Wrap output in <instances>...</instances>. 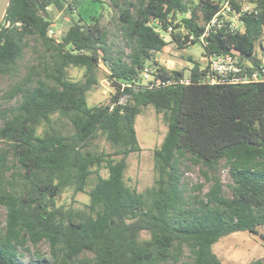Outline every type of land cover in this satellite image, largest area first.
<instances>
[{
    "label": "trees",
    "instance_id": "16d2710c",
    "mask_svg": "<svg viewBox=\"0 0 264 264\" xmlns=\"http://www.w3.org/2000/svg\"><path fill=\"white\" fill-rule=\"evenodd\" d=\"M107 2L115 9L112 19L128 52L114 50L102 14L89 21L78 16L60 42L49 37L53 19L46 7L73 13L76 6L68 0H10L7 7L0 25V72L17 66L29 36L44 47L47 59L44 78L34 81L29 74L4 92L7 99L21 100L0 110V143L7 145L0 146V205L7 208L0 264H26L21 249L41 241L49 242L51 256H38L32 264H176L185 247L193 259L183 264H225L213 245L232 232L257 234L264 225V81L212 84L194 61L191 82L185 84L178 81L184 70L159 63L171 42L179 50L200 43L204 26L199 22L216 13L214 0ZM243 20L241 30H210L207 43H201L204 55L232 53L260 65L256 44L264 38V0ZM146 66L158 70L163 81H176L150 86L142 80ZM71 67L84 68L85 79L73 80ZM101 67L113 91L109 101L89 105L87 96L99 82ZM148 105L162 115L168 130L154 149L156 184L141 193L124 177L129 155L142 150L136 119ZM54 115L67 118L73 132L49 127ZM99 132L116 150H86ZM185 158L206 167L212 183L203 196L183 183ZM222 163L232 180V196L215 174ZM101 169L108 176L100 174L88 191L90 175ZM67 187L86 192L90 202L84 208L58 203ZM143 232L148 236L143 238ZM88 252L93 255L82 256ZM251 264H264V259Z\"/></svg>",
    "mask_w": 264,
    "mask_h": 264
},
{
    "label": "rangeland",
    "instance_id": "374dc122",
    "mask_svg": "<svg viewBox=\"0 0 264 264\" xmlns=\"http://www.w3.org/2000/svg\"><path fill=\"white\" fill-rule=\"evenodd\" d=\"M68 1L76 6L77 11L72 13L70 10H59L52 6L51 16L57 31L63 34L80 15L85 21H89L93 15L102 14L101 23L110 31V43L114 50L125 49L127 52L130 51V48L126 46V41L122 39L120 32L116 28L115 20L112 19L115 14V9L107 0ZM199 11L200 9H197V12ZM164 36L167 40L171 38L168 33H164ZM204 52V47L201 43L179 50L176 44L171 42L159 55L158 61L167 69L184 70L188 76L194 61H198L203 68L207 65L208 57L204 55ZM256 55L262 57L259 42L256 44ZM46 57L44 47L41 46L35 37L29 36L25 42V55L18 61L17 66L7 74L0 72V110L17 106L20 102V96L14 99H7L5 97L4 92L12 88L15 83L22 82L29 74H32L34 81L39 77L44 78L43 73ZM261 62L264 63L263 61ZM104 69V67H101V69L97 70L99 82L87 96L89 105L109 101L113 88L107 79L106 70ZM69 76L73 80L82 81L85 79V69L71 67L69 68ZM122 101H125V99L123 98ZM2 124L3 122L0 121V126ZM49 127L61 128L66 133L73 132V125L70 121L59 115L53 116L52 126ZM44 128L45 127L42 126L39 131L42 132ZM136 129L142 150L133 152L129 155L124 178L129 186L137 189L141 193H146L149 188L156 184L158 173L156 170L154 149L163 142L168 126L166 122H164L162 115L158 114L152 105H148L142 107L141 113L136 119ZM0 146L7 147L4 142H1ZM87 149L101 153L112 152L116 150V147L99 132L96 138H94L93 143L87 147L86 150ZM116 157L120 158V155ZM10 159H12V157H10ZM181 168L184 172L183 183L190 189L189 191L203 196L212 183L206 179L203 172L206 167L200 163H193L192 160L185 158L182 160ZM11 173L12 170L8 172V175L11 176ZM100 174L108 176L109 173L108 170L101 169L98 173L91 174L88 179V191L96 184ZM212 174L213 172H211V175ZM215 174L218 175L224 183V193L227 196H232L233 191L229 186L232 180L228 168L224 166V163L215 171ZM201 183L204 184L202 191L194 190V187ZM88 202H90V196L86 192L75 193L72 187L65 188L58 197V203L73 204L75 208H84L85 203ZM6 217L7 208L4 205H0V229L6 225ZM147 236L148 233L143 232L142 237L145 238ZM21 251L24 252L21 261L26 264H32L38 256H51V247L47 241H41L37 245L29 242L27 244V249H21ZM213 251L225 264H251L258 258L264 259V225L260 226L259 233L257 234L249 231H236L221 237L213 245ZM92 255L91 252H88L82 256L91 257ZM192 259L193 256L190 248L185 247L181 259L176 264H183Z\"/></svg>",
    "mask_w": 264,
    "mask_h": 264
},
{
    "label": "built area",
    "instance_id": "2783aa9c",
    "mask_svg": "<svg viewBox=\"0 0 264 264\" xmlns=\"http://www.w3.org/2000/svg\"><path fill=\"white\" fill-rule=\"evenodd\" d=\"M258 0H214L217 5V11L208 22H199L204 26L202 33L199 36L200 43H207L206 36L213 28L226 27L230 30H241L244 26L243 16L247 13L257 11ZM47 10H52V5L46 7ZM172 26L169 27V31ZM188 33V31L186 30ZM47 35L53 38L56 42L62 39V33L56 30L55 23L52 22L47 30ZM193 38V35H190ZM264 47V44H262ZM206 73L204 80L212 84H239L264 81V63L258 66L251 62H244L238 55L232 53H213L208 57V63L204 67ZM158 70L146 66L142 72V80L150 86H159L166 83L176 81L175 78H170L163 81L156 75ZM180 83L189 84L191 78L187 75L180 77Z\"/></svg>",
    "mask_w": 264,
    "mask_h": 264
},
{
    "label": "water",
    "instance_id": "95a60500",
    "mask_svg": "<svg viewBox=\"0 0 264 264\" xmlns=\"http://www.w3.org/2000/svg\"><path fill=\"white\" fill-rule=\"evenodd\" d=\"M10 0H0V25L6 13Z\"/></svg>",
    "mask_w": 264,
    "mask_h": 264
},
{
    "label": "crops",
    "instance_id": "0c3cea01",
    "mask_svg": "<svg viewBox=\"0 0 264 264\" xmlns=\"http://www.w3.org/2000/svg\"><path fill=\"white\" fill-rule=\"evenodd\" d=\"M104 1V0H103ZM77 9V8H76ZM77 11V10H76ZM259 43H260V51L262 52V57H259L258 55H257V57L261 60V61H263L264 62V47H262V44H264V42H263V39L261 40V41H259Z\"/></svg>",
    "mask_w": 264,
    "mask_h": 264
}]
</instances>
